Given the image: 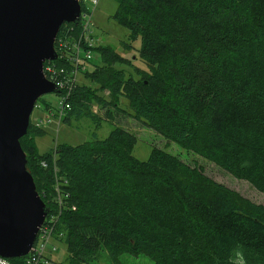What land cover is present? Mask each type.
<instances>
[{
	"label": "trees",
	"instance_id": "16d2710c",
	"mask_svg": "<svg viewBox=\"0 0 264 264\" xmlns=\"http://www.w3.org/2000/svg\"><path fill=\"white\" fill-rule=\"evenodd\" d=\"M114 2L111 19L128 32L121 47L131 51L138 39L145 69L117 70L116 63L132 62L94 46L90 33V53L101 65L80 74L96 89L70 87L60 122L94 119L93 103L107 110L122 98L133 120L263 194L264 0ZM78 26L58 28L57 58L44 62L55 74L68 67L57 41L70 47ZM26 130L18 143L47 210L44 222L55 217L53 242L67 252L60 264H96L100 250L113 264L121 254L153 264H229L237 246L248 264H264V205L206 177L199 165L155 146L137 161L131 153L137 139L117 126L101 140L62 143L45 154L34 143L44 131L30 121Z\"/></svg>",
	"mask_w": 264,
	"mask_h": 264
},
{
	"label": "water",
	"instance_id": "95a60500",
	"mask_svg": "<svg viewBox=\"0 0 264 264\" xmlns=\"http://www.w3.org/2000/svg\"><path fill=\"white\" fill-rule=\"evenodd\" d=\"M78 0H0V257H24L47 210L18 143L35 101L59 91L42 75L59 26L78 24Z\"/></svg>",
	"mask_w": 264,
	"mask_h": 264
},
{
	"label": "rangeland",
	"instance_id": "374dc122",
	"mask_svg": "<svg viewBox=\"0 0 264 264\" xmlns=\"http://www.w3.org/2000/svg\"><path fill=\"white\" fill-rule=\"evenodd\" d=\"M87 8L91 10L89 7ZM115 10L116 7L114 0H98L95 10L91 14L90 20L92 24L90 30L91 35L93 36V44L94 46L102 45L103 47H111L118 56L128 58L132 62L131 66L126 63H116L113 66L117 70H127L131 72L133 68H144L141 60L137 58L136 51L139 48L138 39L132 43L133 49L131 51H127L121 47V44L124 43L127 38L128 32L126 29L118 27L117 24H115V21L111 19V15ZM77 35H80L79 32ZM98 65H101V61L99 60V57L93 54L92 60L85 65V71H91L93 67ZM75 81L79 85H88L90 88L96 89L94 88L96 85L89 82L87 78L83 79V76H79ZM97 94L102 95L104 99H106V92H99ZM113 102V108L110 107V105L107 106V110L111 114L110 117L106 116L105 112L107 110L105 108L98 109L97 105L93 103V105L90 106V110L91 114L95 116L94 119L88 117H82L79 119L73 115L67 123H59L56 119H53L46 125H41L39 129L43 130L44 134L40 137L37 136L34 138L38 153H48L53 147L61 145L62 143L74 146L91 139L101 140V138L106 137L107 134L117 126L122 129L130 130L135 136V139H137L131 152L133 158L137 161L147 159L150 154V149L155 146L160 150L173 154V156L179 158L190 166H194L195 164L199 165L206 177H210L216 183L223 184L227 189L239 193L238 195H240L241 198L253 201L255 204L264 205V193L262 194L250 184L230 176L226 171L219 169L213 163L206 162L196 154L194 155L185 151L172 141L165 140L141 122L133 120L132 113L127 106V100L119 98L118 100H113ZM35 105L36 106L33 107L29 116L30 123L32 124L40 119L47 109L51 114L54 113V110L58 105V97L54 94L47 93L46 95L37 98ZM55 249L56 250L50 254V264H60L65 260L67 252L66 249H64V246L56 243ZM118 260L119 264H153L148 257L142 255L129 256L121 254L118 257ZM92 261L96 264H113L111 260H109L106 251L104 252L103 250L97 252Z\"/></svg>",
	"mask_w": 264,
	"mask_h": 264
},
{
	"label": "built area",
	"instance_id": "2783aa9c",
	"mask_svg": "<svg viewBox=\"0 0 264 264\" xmlns=\"http://www.w3.org/2000/svg\"><path fill=\"white\" fill-rule=\"evenodd\" d=\"M97 2L98 0H78L79 8H81L78 16V32L80 34L78 40L72 43L70 47L65 42L57 41L58 48L60 49L58 58L68 66L67 70L63 68L59 69L58 74L63 75L59 77L58 74H55V66L47 64L42 68V75L59 91V94H57L58 105L53 114L47 111L45 117L36 120L33 126L40 128L41 125H46L53 119L60 122V119L69 111L70 105L66 101L71 92L70 87L75 85V80L81 76V72L85 71L87 60L92 58L90 53L91 42L89 40L91 33L90 27L92 26L90 20ZM82 8L85 10H82ZM41 165L44 167V164ZM53 226H55L54 215L50 216L47 222L45 221L38 228L36 240L33 242L28 254L23 257L22 264H50L48 257L56 250L55 243L53 242L54 236H52ZM0 264L14 263H10L9 260L0 257Z\"/></svg>",
	"mask_w": 264,
	"mask_h": 264
},
{
	"label": "clouds",
	"instance_id": "9594fccd",
	"mask_svg": "<svg viewBox=\"0 0 264 264\" xmlns=\"http://www.w3.org/2000/svg\"><path fill=\"white\" fill-rule=\"evenodd\" d=\"M229 264H248L245 254L239 246L232 249Z\"/></svg>",
	"mask_w": 264,
	"mask_h": 264
},
{
	"label": "crops",
	"instance_id": "0c3cea01",
	"mask_svg": "<svg viewBox=\"0 0 264 264\" xmlns=\"http://www.w3.org/2000/svg\"><path fill=\"white\" fill-rule=\"evenodd\" d=\"M47 111H48V109H47V110L44 112V114L42 115V117H41V118L45 117V115H46ZM41 118H40V119H41Z\"/></svg>",
	"mask_w": 264,
	"mask_h": 264
}]
</instances>
